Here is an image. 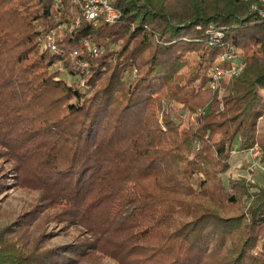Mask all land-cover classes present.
Segmentation results:
<instances>
[{
  "label": "trees",
  "instance_id": "1",
  "mask_svg": "<svg viewBox=\"0 0 264 264\" xmlns=\"http://www.w3.org/2000/svg\"><path fill=\"white\" fill-rule=\"evenodd\" d=\"M109 1L121 16L93 25L72 0H0V158L12 162L7 178L39 192L28 210L31 220L56 208L54 217L83 228L82 238L40 251L6 250L3 234L11 222L0 231V264H80L94 253L118 264H264V187L250 193L240 180L230 185L238 193L227 192L217 177L228 167L236 137L240 149L251 146L260 116L264 17L251 8L257 0ZM54 12L58 19L48 27ZM76 18L73 29L57 28ZM51 27L63 34L55 38L57 53L44 44ZM123 37L139 40L98 56L82 50L83 40L100 48L107 46L103 38ZM248 44L259 48L243 57L242 72L219 87L231 93L224 105L238 109L241 127L225 135L226 144L212 139L214 126L200 120L173 144L176 130L169 121L175 120L163 118V130L154 117L162 110L157 94L188 65L185 82L174 91L185 83L187 95H211L205 85L221 66L220 54ZM58 63L72 82L60 77ZM192 142L210 146L198 167L183 156ZM262 151L264 156V146ZM170 153L175 163H186L174 177L165 163ZM3 177L0 189L10 184ZM242 198L249 203L245 211H230ZM258 238L262 256L253 251Z\"/></svg>",
  "mask_w": 264,
  "mask_h": 264
},
{
  "label": "rangeland",
  "instance_id": "2",
  "mask_svg": "<svg viewBox=\"0 0 264 264\" xmlns=\"http://www.w3.org/2000/svg\"><path fill=\"white\" fill-rule=\"evenodd\" d=\"M27 3H30V0H26ZM28 7L31 8L30 4ZM54 21L48 22V27H50L55 21H57L58 16L54 12ZM8 17H6L7 20ZM36 23V22H35ZM74 23V22H73ZM72 23L67 24L66 22L58 23L57 28L59 31H64L66 28L70 29ZM69 25V26H67ZM36 27V26H35ZM200 28V26H198ZM209 27V28H208ZM208 29H211V26H208ZM54 27H51L49 32L46 34H50L54 40L58 36L62 37V33L55 34ZM212 32V31H211ZM210 32V33H211ZM45 34V35H46ZM212 35V33H211ZM44 39V37H43ZM42 39V40H43ZM126 37L123 39L110 41L108 38H103L102 41L107 43V46L101 44L100 50L101 53L106 49L110 50L109 52L118 50L121 46L125 48L127 44L135 45L139 38H137L136 42L134 41H126ZM84 42V40H83ZM82 42V44H83ZM125 44L123 45V43ZM56 43V42H55ZM57 45V44H56ZM83 46V45H82ZM259 47L258 45L248 44L245 47L233 48L229 51H224L227 53H232L235 56L233 60H225L222 61L221 66L226 70H229L225 73L224 77L221 80H217L214 82L215 86L210 87L209 85H205L206 88L214 90V92L210 95L208 93H199L197 91L191 92L192 94H186V87L184 85L181 87L179 91H174V86H181L179 84H183L184 77L187 73L186 66H183L178 76L170 81L168 87L162 88V90L157 94L156 101L161 102L162 110L156 112L155 118L158 124L161 126V129L165 130L163 124V118L166 116H171L175 121H169L171 127L176 130V133H173L172 136L174 140L173 144H177L181 141L184 136H189L190 132L194 129V127H199V122H209L213 127V138L212 139H221L227 144V140L224 139L225 135H228L232 132L233 129L237 130L241 127V120L243 116H237V108H232L227 111L226 105H224V100L228 98L231 93H227L225 90H220L219 87L225 84H228L232 81L233 76L242 72L245 62L243 57L246 54H252ZM82 50H86L84 46ZM254 50V51H253ZM72 56L76 55V52L71 53ZM258 55V53H257ZM143 57V54H141ZM220 60V57H218ZM189 61L187 62V64ZM63 67V64L58 63L56 68L60 71V77L66 79L68 82H72L75 78L69 76L65 71H61L59 68ZM135 69H132V74H134ZM211 72V70L209 71ZM213 73V72H212ZM212 73L210 76L212 77ZM185 82V81H184ZM209 86V87H208ZM217 86V87H216ZM219 89V90H218ZM188 92V91H187ZM181 94L183 100L176 99V94ZM257 94L260 96L259 110L260 116L257 118L254 129V141L250 147L246 149H240V137H236L234 142L232 143V147L229 150V158H227V162L225 163L226 168L225 171L218 174L219 180L222 182L227 192H236L238 193V187H231L230 185L237 184L238 181L243 180L246 184H248L249 192L254 193L257 192L259 188L264 187V156L262 148L264 146V89L258 88ZM195 95V96H193ZM180 96V97H181ZM181 100V101H179ZM184 101V102H183ZM227 101V100H226ZM225 101V102H226ZM211 102V105L210 103ZM209 111V113H208ZM152 109L147 108L146 114L149 115L146 119L152 124L154 117L150 116ZM235 116H237L235 118ZM231 117V119H228ZM233 119V120H232ZM240 123V124H239ZM244 123L246 121L244 120ZM239 124V125H238ZM170 127V128H171ZM244 126H242L243 128ZM200 133V132H199ZM206 138V137H205ZM186 138L183 140L185 141ZM180 145V144H179ZM195 147V148H194ZM206 147H199V144L196 142H192L185 148L184 159L187 158L189 162L194 163L196 167L199 165L200 158H205V155L201 156L203 150L206 152ZM199 150V151H198ZM210 157V152L207 153ZM182 156V158H183ZM200 156L196 158V161L193 160V157ZM170 160L168 159L165 163H168V171L169 174L176 173L179 174L182 167L185 166V160L180 161L179 163H175V154H169ZM181 157V156H180ZM189 157V158H188ZM171 161V162H170ZM12 162H10V158L6 156L0 158V178L3 177V180H8L4 182H9L10 184L6 187L0 189V231L2 228L6 227L7 224L13 222L9 229H7L6 233L3 234L4 238L8 241H4V244L9 243L6 250H10V247L18 248L22 247L24 251H40L41 249H45V247L56 246L60 244H64L67 242H71L77 238H82L80 236V232L82 231V227L78 225H71L65 223L64 221H60L62 216L54 214L58 209L56 208H45L42 209L41 213L34 219L31 220L29 216V209H31L34 204L38 203V195L39 192L35 189H30L24 186H19L13 184V179H8L9 168L11 167ZM224 166V165H223ZM180 175V174H179ZM174 177L175 175L172 174ZM204 176L203 173H195L194 178ZM208 178V177H207ZM218 178L215 179L214 182L219 181ZM204 179V178H202ZM232 181L235 182L232 184ZM207 185H210L207 184ZM212 187H216L212 184ZM220 187V186H219ZM218 191L221 190L218 188ZM225 193V190H223ZM249 195V194H248ZM251 201V200H250ZM249 205L243 198L239 200V202L230 208V211L238 212L245 211L247 206ZM229 208V207H228ZM228 211V210H227ZM21 218L20 226L17 227V230L13 232L17 219ZM28 218V219H27ZM184 218V217H181ZM1 236V235H0ZM12 242V243H10ZM262 239L258 238L255 241V245L253 248L254 253L262 256L263 251L261 249ZM24 243V245H21ZM20 251V250H14ZM82 264H118V262L111 257H108L101 253H94L91 257L87 259H83L81 261ZM80 263V264H81Z\"/></svg>",
  "mask_w": 264,
  "mask_h": 264
},
{
  "label": "built area",
  "instance_id": "3",
  "mask_svg": "<svg viewBox=\"0 0 264 264\" xmlns=\"http://www.w3.org/2000/svg\"><path fill=\"white\" fill-rule=\"evenodd\" d=\"M75 4H78L81 8L82 17L91 22L93 25L98 23V20L103 19L108 23L115 22L122 14V12L111 5L109 0H72ZM258 4L254 3L251 5L253 10L257 9L259 14L264 17V0H257ZM55 4H57V0H55ZM80 19L76 18L74 23L71 24L70 30L73 29L76 25H78ZM44 44L45 46L52 52L57 53L58 48L56 46L54 38L50 34H46L44 36ZM83 46L86 51H89L93 56H98L101 53L100 48L94 46L91 42L84 40ZM220 60H233L235 56L232 53L223 52L220 54ZM82 66H86V63H81ZM61 71H64V67L59 68ZM229 71L223 68L222 66H218L214 69L212 73V80L208 83L210 87H214V82L217 80H221L225 73Z\"/></svg>",
  "mask_w": 264,
  "mask_h": 264
}]
</instances>
